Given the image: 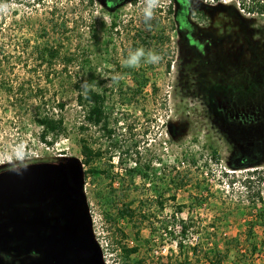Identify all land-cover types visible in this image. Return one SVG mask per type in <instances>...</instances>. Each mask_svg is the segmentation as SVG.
Wrapping results in <instances>:
<instances>
[{
    "label": "rangeland",
    "instance_id": "rangeland-1",
    "mask_svg": "<svg viewBox=\"0 0 264 264\" xmlns=\"http://www.w3.org/2000/svg\"><path fill=\"white\" fill-rule=\"evenodd\" d=\"M239 1L253 0H188L177 21L173 1L155 0L145 21L148 0L114 8L102 0H0V165L82 162L83 141L107 150L93 165L108 175L87 173L81 163L80 178L104 264H127L122 247H137L129 260L145 264H205L204 254L215 253L226 254L222 264H264V156L233 165L237 153L256 149L245 143L255 136L254 122L238 112L246 117L256 106L264 15ZM47 46L59 48L52 64ZM138 48L160 60L125 66ZM222 83L230 86L224 92ZM86 88L105 96L111 139L84 117L78 94ZM46 114L62 117L64 131L42 139L38 118ZM133 167L146 176L129 173ZM127 203L146 218L117 217ZM180 221L189 224L186 236Z\"/></svg>",
    "mask_w": 264,
    "mask_h": 264
},
{
    "label": "water",
    "instance_id": "water-1",
    "mask_svg": "<svg viewBox=\"0 0 264 264\" xmlns=\"http://www.w3.org/2000/svg\"><path fill=\"white\" fill-rule=\"evenodd\" d=\"M62 172L58 164L42 163L23 167L20 182L13 178H0V207H12L14 215L11 223L0 222V240L7 245L9 237L15 236L27 248H40L49 261L38 264H63L62 260L72 249L82 257L84 264H104L98 259L101 252L95 239L81 237L75 232V223L86 211L88 213V209L84 195L66 183ZM48 199L51 205L56 200H63V210L71 216L65 224H50L43 219V210L49 204L33 207L35 215L31 219H23L14 206L17 203H47ZM9 227L12 231L7 230ZM48 229L51 233L45 234ZM26 232L31 234L26 235ZM57 233L61 234L59 238ZM0 264L8 263L0 261Z\"/></svg>",
    "mask_w": 264,
    "mask_h": 264
},
{
    "label": "flooded vegetation",
    "instance_id": "flooded-vegetation-1",
    "mask_svg": "<svg viewBox=\"0 0 264 264\" xmlns=\"http://www.w3.org/2000/svg\"><path fill=\"white\" fill-rule=\"evenodd\" d=\"M103 3L107 8H114V6H110L107 3V0H102ZM123 1V0H119ZM129 1L130 3L134 5H138L140 0H125ZM173 1L174 9L173 14L174 17H176L177 21L181 20L179 16L180 11V2L179 0H170V2ZM180 29V27L178 28ZM260 30V29H258ZM258 34L260 32L258 31ZM257 38V56L254 60V71H253V77H254V87H255V98L256 106L252 110V114H247L246 117L243 116L245 113L244 109L240 110L238 112V117L241 119L247 118V120H253L256 131L255 136L251 142L246 141V145L248 148L250 146L256 145V149L251 148L247 153H242L240 151L235 155V158H233V165L239 166L240 164L247 165L249 163L258 161L262 156H264V95L262 96V92H264V59L261 56L262 51H264V41L260 39V37ZM193 44V43H192ZM242 53H240V56L238 58V65H239V72L241 75V82L239 85V93L241 95L243 94V88H244V79H243V73H244V65H243V57ZM240 109V108H239ZM229 113V111H226ZM261 148H263V151H261ZM36 163H29V164H22V161L20 159H15L14 162L9 163L8 166H1L0 165V178H13L14 181L20 182V172L23 167L34 165ZM60 165V168H62L66 183L73 189H78L82 194L83 191L81 190V177L77 176L73 170H71L69 167H64L63 164ZM45 204H49L48 207H46L43 210V219L46 220L50 224L58 223L60 225H63L68 221L71 216L69 213L65 212L63 210V200H56L52 203V205L49 203V199L46 202H30V203H17L14 204V206L18 209V212L21 214L23 219H31L34 217L35 212L33 211V207L35 206H43ZM14 207V208H15ZM14 219L13 215V208L10 206H2L0 207V222H6L11 223V221ZM8 231H12V228H7ZM75 232L77 235L81 237H90L94 239L92 235V228L91 223L89 219V215L86 211L82 219L77 220L75 223ZM43 233V232H42ZM45 234L51 233L50 230H46L44 232ZM31 234L30 232H26V235ZM61 234L57 233L56 237H60ZM10 242L7 245H4L0 240V261L1 263H8V264H38L43 262H48L49 259L45 257L44 252L40 248H27L24 243H21L20 241L16 240L15 236L9 237ZM18 249H11L13 246L19 245ZM98 259L100 257L98 256ZM63 264H84V261L80 255L77 254L75 250L69 251L64 259L62 260Z\"/></svg>",
    "mask_w": 264,
    "mask_h": 264
},
{
    "label": "trees",
    "instance_id": "trees-1",
    "mask_svg": "<svg viewBox=\"0 0 264 264\" xmlns=\"http://www.w3.org/2000/svg\"><path fill=\"white\" fill-rule=\"evenodd\" d=\"M119 0H107L108 5L114 6L117 4ZM180 2V11H179V18L180 16H184L186 14V3H188V0H179ZM240 3V1H239ZM239 5H241V8L243 10H246L248 13L252 14H257V15H264V0H253L247 5L242 1ZM264 30V29H263ZM44 55H47L48 58V63L52 64V62L59 57V48L54 47V46H47L44 48L43 51ZM45 57V56H44ZM73 59V55L71 56H63V61L66 63H70ZM46 61V59H44ZM212 86H216V84L211 83ZM211 86V87H212ZM230 87L228 84H221V91L224 92L226 89L224 87ZM78 101L80 104L84 103L85 104V119L86 121L94 126H99V128L102 129L103 135L106 136L107 138L111 139L114 131L109 128V122H108V117L105 113V96L101 94L100 92L94 90L93 88H86L84 90V94H78ZM62 106V105H61ZM210 106V105H209ZM38 123L42 127V139H45V137L48 134H53L54 136H57L58 134L62 133L64 131V124H63V118L58 117L55 118L53 115H43L40 118H38ZM48 144H52V142H47ZM111 145L113 147H116V142H111ZM108 152L107 150H105ZM101 149H94L91 146H89L88 143L85 141L82 142L81 144V152L83 155V160L82 162H79L78 160H68L67 164H63L64 167H69L73 172L81 177V165H87V173L91 174H107V170H100L96 166H94V162L97 160H100L103 156L104 153ZM215 153L213 154V156ZM112 155H109L108 161H110ZM216 156H214L215 158ZM82 163V164H81ZM195 163V161H193ZM245 165L240 164L238 167H243ZM129 173L134 174L138 173L142 176H146L145 172L140 168V167H133L128 170ZM258 201H263L262 197L259 195L258 196ZM159 206L161 209L163 208V203L161 201L158 202ZM183 205H179L176 209V211L181 212L183 209ZM137 215L141 216L142 218H146L145 212H143L141 209L137 208H131L130 204H123L122 207L117 208V217L120 218H128L133 220ZM174 226V225H173ZM189 228V224L180 221L179 229L180 232L183 236H186L187 231ZM179 247L182 246L181 242L179 241L178 243ZM264 248V239L261 241L260 244ZM196 246H194L192 249L196 250ZM138 249L137 247H131V248H126L122 247V253L124 255V259L127 262V264H145V261L143 258H137L134 260H129V256L136 252ZM257 251V246L256 245H251V250L250 253H255ZM226 254H221V253H215L213 257L209 254H204V259L206 260L205 264H222V261ZM199 261V260H197ZM182 264H191V262L187 260H183Z\"/></svg>",
    "mask_w": 264,
    "mask_h": 264
},
{
    "label": "clouds",
    "instance_id": "clouds-1",
    "mask_svg": "<svg viewBox=\"0 0 264 264\" xmlns=\"http://www.w3.org/2000/svg\"><path fill=\"white\" fill-rule=\"evenodd\" d=\"M155 8V0H148L144 11L143 17L145 21H149L153 17V10ZM145 60L146 63H156L160 60V57L154 53H146L143 48H138L131 55L127 57L124 61L125 66L127 67H137L141 63V61Z\"/></svg>",
    "mask_w": 264,
    "mask_h": 264
},
{
    "label": "built area",
    "instance_id": "built-area-1",
    "mask_svg": "<svg viewBox=\"0 0 264 264\" xmlns=\"http://www.w3.org/2000/svg\"><path fill=\"white\" fill-rule=\"evenodd\" d=\"M162 247H164V246H162ZM164 251H165V247L163 248L162 252H164ZM160 252H158V250L153 249L152 253H154V255H152V256L155 257V259H158V258L163 259V254H160Z\"/></svg>",
    "mask_w": 264,
    "mask_h": 264
},
{
    "label": "crops",
    "instance_id": "crops-1",
    "mask_svg": "<svg viewBox=\"0 0 264 264\" xmlns=\"http://www.w3.org/2000/svg\"><path fill=\"white\" fill-rule=\"evenodd\" d=\"M189 259V258H188Z\"/></svg>",
    "mask_w": 264,
    "mask_h": 264
}]
</instances>
